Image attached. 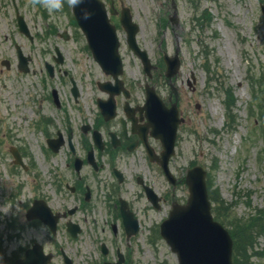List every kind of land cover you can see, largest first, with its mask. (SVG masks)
Returning a JSON list of instances; mask_svg holds the SVG:
<instances>
[{
  "label": "rangeland",
  "instance_id": "374dc122",
  "mask_svg": "<svg viewBox=\"0 0 264 264\" xmlns=\"http://www.w3.org/2000/svg\"><path fill=\"white\" fill-rule=\"evenodd\" d=\"M14 1L34 37L30 41L18 31L12 0H0V264H11L23 253L30 237L43 235L41 227L25 218L32 197L50 190L56 167L55 160L45 150L44 129L36 123L39 98L54 87L62 103L70 109L58 77L50 81L43 78L46 88L42 92L43 84L35 64L31 74L16 72L15 46H20L24 54L32 51L34 63L41 62L43 56L34 48L57 45L65 58L64 69L75 75L83 99L90 97L94 78L101 77L81 49L75 55L80 58H76L74 64L73 52L85 43L76 37L78 32L70 22L71 7L67 0L64 3L67 10L52 13L40 0ZM123 1L139 24L137 40L148 53L159 47L169 49L177 39L182 47L184 66H187L186 46L191 50L199 47L195 41L190 44L181 29L187 32L196 19L203 15L210 17L203 34L214 75L209 73L207 99L202 102L197 97L201 110L196 109L194 99L189 101L190 108L185 107L188 119L182 128L179 153L181 161L191 159L207 170L209 194L215 191L229 205L224 211L225 227L230 228L229 223L234 218L246 221L255 217L264 209V13L260 7L264 6V0H175L179 15V23L175 25L167 19L171 13L169 0ZM52 29L56 32L46 34ZM65 31L70 35L66 40L61 36ZM2 59L10 61L9 69L1 64ZM74 68L82 72L83 78ZM138 71V63L130 57L129 77ZM65 83H68L66 78ZM197 85L201 87V80ZM225 90H230L234 96L231 118L225 106ZM49 106L47 101L42 103L43 109ZM40 114L45 115L42 111ZM49 117L55 122L56 113ZM48 130L52 131V126ZM11 146L21 152L29 167L27 171L13 162ZM162 185L166 186L163 180ZM165 216L164 208L150 217L144 216L141 234L130 243L131 247L117 240L122 251L130 247L128 264H177L175 254L155 235L157 222ZM91 230L87 237L83 236L88 243L86 249H97L101 241L97 235L102 233L105 234L103 241L110 245L107 231ZM151 236L153 241L148 240ZM70 243L63 242V246L74 254L73 244L76 243ZM79 244L85 247L82 241ZM249 253L255 264H264L263 236H257Z\"/></svg>",
  "mask_w": 264,
  "mask_h": 264
},
{
  "label": "flooded vegetation",
  "instance_id": "af4514ba",
  "mask_svg": "<svg viewBox=\"0 0 264 264\" xmlns=\"http://www.w3.org/2000/svg\"><path fill=\"white\" fill-rule=\"evenodd\" d=\"M114 9L116 13L110 15V22L118 35L122 32L119 51L124 62L118 81L104 72L96 61L99 41L73 52L74 64L76 58H80L75 55L81 49L101 75L94 78L90 97L82 98V88L76 83L75 75L64 69L65 58L63 54L57 55V47L34 48L43 55L40 57L43 61L37 64L33 63L32 51H29L27 72L32 71L33 64L37 65L42 84L43 78L50 81L58 77L68 106L76 109H68L54 87L39 98V108L45 114L39 120L45 131V149L55 160L56 167L49 183L50 190L42 194L50 213L44 215L42 221H30L42 228L46 241L36 247V238L30 237L23 254L39 257L44 250L51 254L48 264L57 261L61 264H128L130 243L138 240L144 216L150 217L161 208L168 213L172 204L185 203L188 199L187 173L194 164L191 159L181 161L182 155L176 147L182 126L188 119L185 107L190 108L189 101L194 99L196 109L201 110L197 97L203 102L209 94L204 26L196 23L187 32L181 29V33L189 37L190 44L193 41L200 44L198 50L186 46L187 66L183 64V51L177 39L169 49L159 47L147 53L150 61L144 65L142 58L126 44V31L121 23L123 1H114ZM130 57L139 67L138 74L132 78L127 73ZM73 70L83 78L82 72ZM198 80H201L200 88ZM45 88L43 84L42 92ZM148 90H153L159 100L153 96V100L148 101ZM44 101L50 105L46 109L42 107ZM52 113H56L55 122L49 117ZM157 116L162 117L160 126L155 122ZM179 119L182 121L177 126L176 152L167 160L168 180L164 167L158 162L163 160L164 143L155 133L165 129L162 134L166 139L172 123ZM50 126L52 131L48 130ZM162 180L166 184L164 187ZM147 187L159 197V208L148 196ZM150 221L154 223L153 219ZM97 228L107 231L110 245L103 241L105 234L102 233L97 235L101 239L98 248L86 249L88 243L83 236L87 237L89 230ZM118 239L130 247L122 251ZM148 240L153 241V237ZM63 242L76 243L73 244L74 254ZM65 255L70 261H65Z\"/></svg>",
  "mask_w": 264,
  "mask_h": 264
},
{
  "label": "water",
  "instance_id": "95a60500",
  "mask_svg": "<svg viewBox=\"0 0 264 264\" xmlns=\"http://www.w3.org/2000/svg\"><path fill=\"white\" fill-rule=\"evenodd\" d=\"M89 43L93 39L107 40L109 57L102 66L106 72H118L120 61L117 54V40L114 28L108 23L103 5L98 0H83L74 11ZM125 15V16H124ZM122 22L128 32V42L136 48L135 33L137 25L131 22L127 9L123 12ZM18 22L24 30V23ZM144 53V52H143ZM115 74V73H114ZM116 75V74H115ZM174 138V137H173ZM173 138L168 142V154L173 149ZM206 171L201 166H194L187 176L190 188L188 201L184 205H176L170 210L168 217L160 225V234L176 254L178 264H233L232 239L229 232L211 214L205 182ZM33 217L41 216L39 210H32ZM43 214V213H42ZM30 211L27 217L31 218ZM43 259L41 264H45ZM13 264H37L27 254Z\"/></svg>",
  "mask_w": 264,
  "mask_h": 264
},
{
  "label": "trees",
  "instance_id": "16d2710c",
  "mask_svg": "<svg viewBox=\"0 0 264 264\" xmlns=\"http://www.w3.org/2000/svg\"><path fill=\"white\" fill-rule=\"evenodd\" d=\"M227 96L230 100L228 103L232 104L233 95L229 90ZM210 198L214 202L212 210L215 218L223 223L226 216L224 211L229 209V205L215 191L210 193ZM234 219L229 223V231L233 239V262L234 264H255L250 258L249 251L253 249L257 236H264V211L258 212L255 217L246 221Z\"/></svg>",
  "mask_w": 264,
  "mask_h": 264
},
{
  "label": "clouds",
  "instance_id": "9594fccd",
  "mask_svg": "<svg viewBox=\"0 0 264 264\" xmlns=\"http://www.w3.org/2000/svg\"><path fill=\"white\" fill-rule=\"evenodd\" d=\"M43 7H45L50 13L55 11H61L64 7L65 0H40ZM83 0H67V4L69 7L75 9L78 7ZM46 233L44 235L36 238L37 244H43L45 240Z\"/></svg>",
  "mask_w": 264,
  "mask_h": 264
}]
</instances>
